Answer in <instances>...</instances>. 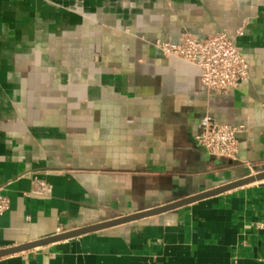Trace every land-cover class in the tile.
<instances>
[{"label": "crops", "instance_id": "0c3cea01", "mask_svg": "<svg viewBox=\"0 0 264 264\" xmlns=\"http://www.w3.org/2000/svg\"><path fill=\"white\" fill-rule=\"evenodd\" d=\"M220 31L248 66L227 94L153 45ZM263 100L264 0H0V249L264 169ZM205 114L243 126L235 159L197 143ZM0 264H264V180Z\"/></svg>", "mask_w": 264, "mask_h": 264}, {"label": "built area", "instance_id": "2783aa9c", "mask_svg": "<svg viewBox=\"0 0 264 264\" xmlns=\"http://www.w3.org/2000/svg\"><path fill=\"white\" fill-rule=\"evenodd\" d=\"M242 34V26L235 35ZM153 45L164 56L179 58L199 71L201 85L208 93L227 94L248 78L247 62L234 37L215 32L202 38L183 34L178 41L156 40ZM264 107V100L261 102ZM195 139L214 157L235 159L238 151V133L242 125L219 122L210 115L201 117ZM9 199L0 194V216L8 208Z\"/></svg>", "mask_w": 264, "mask_h": 264}, {"label": "water", "instance_id": "95a60500", "mask_svg": "<svg viewBox=\"0 0 264 264\" xmlns=\"http://www.w3.org/2000/svg\"><path fill=\"white\" fill-rule=\"evenodd\" d=\"M261 180H264V169L256 170L253 173L247 174L241 178H238L236 180H233L231 182H228L226 184H223V185L218 186L216 188H213L211 190L200 192L198 194H194V195H191V196H188V197H185V198H182V199H179V200H176V201H173V202L161 205V206L149 208L146 210H141V211L134 212L131 214L117 216V217H114V218L109 219V220H104V221H101L98 223L74 228L72 230L60 232V233H57V234L52 235V236H48V237L41 238L38 240H33L31 242H26V243L19 244L16 246L3 248V249H0V257L6 256L9 254H13L16 252H20L23 250L35 248L38 246H43V245H46V244H49V243H52L55 241L73 238V237L79 236L81 234H85V233H89V232H93V231H98V230H102V229H107V228L117 226L120 224H124L127 222H131V221L143 219L146 217L154 216V215L164 213L166 211L173 210V209H176L178 207L187 205V204L192 203L194 201H197V200H200V199H203L206 197H210L213 195H217L219 193L228 191L230 189H233V188H236V187H239L242 185H246V184H250V183H254V182H259Z\"/></svg>", "mask_w": 264, "mask_h": 264}]
</instances>
